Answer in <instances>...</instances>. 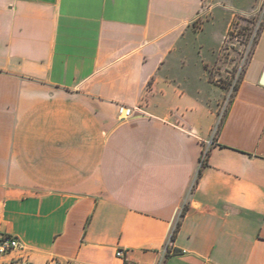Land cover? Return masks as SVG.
Masks as SVG:
<instances>
[{"label":"crops","instance_id":"obj_1","mask_svg":"<svg viewBox=\"0 0 264 264\" xmlns=\"http://www.w3.org/2000/svg\"><path fill=\"white\" fill-rule=\"evenodd\" d=\"M263 5L0 0V264H264V24L234 93L213 71Z\"/></svg>","mask_w":264,"mask_h":264},{"label":"rangeland","instance_id":"obj_2","mask_svg":"<svg viewBox=\"0 0 264 264\" xmlns=\"http://www.w3.org/2000/svg\"><path fill=\"white\" fill-rule=\"evenodd\" d=\"M229 10L230 4H227V6L221 5L220 7H216L215 24L217 29L223 27L224 22L228 19ZM263 24L264 5L262 7L260 15L253 18L236 17L232 22L229 30L230 33L228 32V35L220 52V61L213 66V71L215 73V78H217L221 84L227 86L228 89H231L233 93L235 92L233 85L239 83L241 77L244 74V69L246 68L248 61L252 56V52L254 50L261 26ZM213 26L214 21H211L208 30H206V33L199 35L201 40H208L211 31H213ZM197 37V33L190 35V38H192L193 40L197 39ZM209 42L210 44H213V41H211V39ZM213 56V51L209 52V57L211 58ZM211 93L214 95L217 94L214 93V90H212ZM224 116L225 115L222 116L221 122L223 121ZM217 131L218 129L214 132V134H216Z\"/></svg>","mask_w":264,"mask_h":264},{"label":"built area","instance_id":"obj_3","mask_svg":"<svg viewBox=\"0 0 264 264\" xmlns=\"http://www.w3.org/2000/svg\"><path fill=\"white\" fill-rule=\"evenodd\" d=\"M134 115H135V110L133 108L124 105L119 107V116L121 120L123 121L129 120L132 117H134ZM205 156H206L205 154L202 155L203 158H205ZM21 247L22 244L17 237H13L9 235H0V256ZM116 255L120 258H123L126 264H136L134 261L128 258L127 252L122 248L117 250Z\"/></svg>","mask_w":264,"mask_h":264},{"label":"trees","instance_id":"obj_4","mask_svg":"<svg viewBox=\"0 0 264 264\" xmlns=\"http://www.w3.org/2000/svg\"><path fill=\"white\" fill-rule=\"evenodd\" d=\"M261 28H262V26H261ZM260 31H261V29H260ZM229 33H230V31H229ZM257 39H258V38H257ZM256 42H257V41H256ZM242 78H243V76L241 77V79H242ZM241 79H240V82H241ZM240 82H239V83H236V84L233 85V88L235 89V91L238 89V87H239V85H240ZM220 84H221V83H220ZM221 85H223L224 87L228 88V87L225 86L224 84H221ZM223 122H224V119H223V121L220 123L219 128H218V131L220 130V128H221ZM218 131H217V132H218ZM203 154H205L206 156H205V158L201 157L202 164H201V167H200V173H201V171H202V168H203L204 166H206L207 163H208L207 160H208L209 150H205ZM186 211H187V206H184V208H183V210H182V213H181L182 216L186 213ZM179 227H180V221L177 223L176 227H175L174 230H173V233H172V235H171V238H172V239H175Z\"/></svg>","mask_w":264,"mask_h":264}]
</instances>
